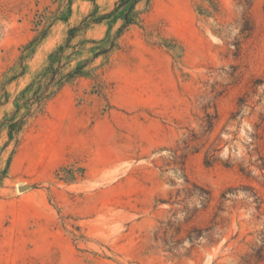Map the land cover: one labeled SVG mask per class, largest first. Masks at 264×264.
<instances>
[{"label": "rangeland", "instance_id": "obj_1", "mask_svg": "<svg viewBox=\"0 0 264 264\" xmlns=\"http://www.w3.org/2000/svg\"><path fill=\"white\" fill-rule=\"evenodd\" d=\"M263 163L264 0H0V264H264Z\"/></svg>", "mask_w": 264, "mask_h": 264}, {"label": "trees", "instance_id": "obj_2", "mask_svg": "<svg viewBox=\"0 0 264 264\" xmlns=\"http://www.w3.org/2000/svg\"><path fill=\"white\" fill-rule=\"evenodd\" d=\"M250 30H251V28L248 27V25H247V27L244 29V31H250ZM10 130H11V128H10ZM260 170H262V171L264 170V163L261 165ZM242 172H243L244 174H246V176L249 175V172H248V171H243V170H242ZM222 198H224V196H222ZM253 198H254V202H255V203H257V204H261V203H262L261 200H260V198H259V196H257L256 194L253 195ZM260 258H261L260 253H257V259L260 260Z\"/></svg>", "mask_w": 264, "mask_h": 264}, {"label": "water", "instance_id": "obj_3", "mask_svg": "<svg viewBox=\"0 0 264 264\" xmlns=\"http://www.w3.org/2000/svg\"><path fill=\"white\" fill-rule=\"evenodd\" d=\"M18 189H19V191H22V190L26 189V187H19Z\"/></svg>", "mask_w": 264, "mask_h": 264}]
</instances>
